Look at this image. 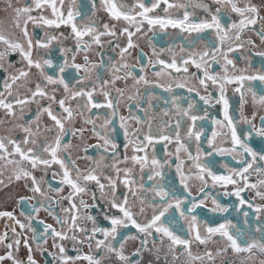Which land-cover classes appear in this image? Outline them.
I'll list each match as a JSON object with an SVG mask.
<instances>
[{
  "label": "snow or ice",
  "instance_id": "1",
  "mask_svg": "<svg viewBox=\"0 0 264 264\" xmlns=\"http://www.w3.org/2000/svg\"><path fill=\"white\" fill-rule=\"evenodd\" d=\"M7 9L0 190L18 184L28 195L8 193L14 207H0V264H40L37 253L44 264H264V146L251 143L264 140V50L254 51L256 40L264 45V0H7ZM169 29L181 42L158 49L153 38ZM149 33L152 58L145 63L141 51L130 65L136 40ZM107 48L119 58L105 59ZM146 69H156V82ZM151 88L168 93L167 107L156 110L152 100L161 97ZM122 100L127 115L119 114ZM216 106L222 119L211 113ZM89 131L94 144L85 142ZM217 156L232 161L220 162L223 173L209 159ZM221 195L234 198L231 207ZM129 241L138 242L131 253Z\"/></svg>",
  "mask_w": 264,
  "mask_h": 264
},
{
  "label": "flooded vegetation",
  "instance_id": "2",
  "mask_svg": "<svg viewBox=\"0 0 264 264\" xmlns=\"http://www.w3.org/2000/svg\"><path fill=\"white\" fill-rule=\"evenodd\" d=\"M1 1L2 0H0V3H1ZM3 1H7V0H3ZM25 2H26V0H13V3H16L19 6H22ZM28 2H30V0H28ZM81 2L82 3H86L87 0H81ZM253 2L256 3L257 5H259L262 2V0H253ZM189 10L191 11V9H189ZM197 12H199V10H197ZM162 14L163 13H161V15ZM180 14H182V12ZM261 14L264 15V12H262ZM12 16H13V14H12L11 10H9L7 8H5V9L3 8L2 13L0 14V27H3L5 29L12 28ZM98 16L102 18L103 22H107V17H106V15L103 12L98 13ZM3 22H9V24L8 25H4ZM119 26L120 25H117L118 28H119ZM29 31L30 32L32 31L31 25H29ZM37 31H39V30H37ZM61 31L67 32L68 29L62 28ZM168 32L170 33L169 35H165L163 33H157V35L153 38V45L159 49V48H162V47L163 48H167V46L169 44H172V43L179 44L181 42L182 37L175 30L169 29ZM149 36H152V33H149L148 36H144V37L136 40V43L138 44L139 47L132 49L131 50L132 54L127 57V62L130 65H136L137 55L141 51L144 53V56L141 57V60L144 61L145 63L147 62L148 58H152V51H151V47L149 45ZM248 36H251V38L256 39L254 34H252V33H249ZM245 38H247V37H245ZM105 39H107V38H105ZM66 43L71 44V41H67ZM119 43L123 44V43H125V41L123 39H121L119 41ZM256 43H257V45H259V47L257 49H255L254 51L264 50V45H260L259 40H256ZM98 51H100V50L99 49H94L93 52L90 54V59L93 62H97V63L99 62V57L96 55V52H98ZM118 52H119L118 49L116 51H112L111 48L105 49V51H104L105 59H107L109 56L113 57L114 59H118L119 58L118 57ZM164 58L167 59V56H165ZM11 59L15 60L16 57H11ZM78 62H79V58H78ZM238 62L240 64V66H243V64H244L243 61H238ZM261 63H262V60H261L260 57H253L252 58V64L254 66V69L260 68ZM149 69H150V66H149ZM154 71H156V69H151V70L146 69L145 73H143L144 75H146V78L150 82H156V77H154L152 75V72H154ZM192 71H195V69H192ZM136 72L138 74V68L136 69ZM3 76H4V74L0 73V80H2ZM256 83L258 84V82H256ZM132 85H133V81L131 79H129V81H128L129 88H131ZM118 86L119 87H125L124 82H122V81L119 82ZM148 91H151L154 96L161 97V99H159V100H156V99L152 100V103L157 106V108H156L157 111L159 110L160 107H167V105L164 104L163 98L167 97L168 93L163 92L159 88H151V89H148ZM176 93L179 94V95H186V93L183 90H179V89L176 90ZM228 94H229V96L232 97L231 103L233 104V107L234 108L237 107L238 106V97L237 96H233L231 91H229ZM126 95H127V93H126ZM97 99H102V98L101 97H97ZM141 103L144 104L145 107L147 106V92L146 91H145V98L141 101ZM252 110L253 109L251 107V99L249 97V103H248V105H246L245 114L250 116ZM101 111H104V110L101 109ZM132 111H133L134 114H137L135 108H132ZM211 113H212V115L216 116L218 119H222V116L220 115V106H216L215 109H212ZM119 114L120 115H127L128 114V102L126 100H122L121 101V104L119 106ZM138 114L141 115V116L143 115V113H138ZM233 114L238 116V112H233ZM260 114H264V112H262ZM130 123L132 124L133 127L136 126L134 121H132ZM255 123H257L259 125V123H260L259 116H257V119H256ZM118 125H119V120L117 119L116 126L118 127ZM79 126H81V125L78 124L77 127H79ZM240 127L244 128L246 126L241 125ZM1 131H2V126L0 127V132ZM206 131H209V134H210V127L208 129H206ZM0 135H4V134L0 133ZM84 139H85V142L87 144H94V143L97 142L95 140V138L91 136V132L90 131L85 133V138ZM123 142H124V138L121 135L118 138V143L121 145L120 150H121L122 153H123ZM251 143L254 146H256L257 148H259L261 146H264V140H261V138H255ZM205 147H206V145H205ZM158 151H161L159 149V146H158ZM90 154L91 155H95L94 152H91ZM209 159H215V161L217 162L216 165H215V170L218 173H223V169L220 167V162L221 161L226 162V163H232V161L228 157H219V156H217V157L209 158ZM79 164H80L81 167H85L87 162L86 161H79ZM36 175L39 178L42 175V173L38 172V173H36ZM191 186H192L193 195H196L197 188H198V183L196 181H193ZM8 189H11V192H9V193H12L14 195H28V193L22 188V186H20L18 184H13ZM8 189L0 190V207H6L8 210H12V208L14 207V202H11V201H9L7 199V194H8L7 190ZM121 190H123V189H121ZM216 191H221V190L217 189ZM65 192H67V189H65ZM217 198L220 199V201L223 204L228 205L229 207H231V205L234 202V198H226V197H223L222 195L218 196ZM248 198H251V194L250 193L248 194ZM85 199H88V197H85ZM256 202L260 203V201H258V200ZM89 203H91L90 200H89ZM207 206L208 207L212 206L211 205V201L207 202ZM104 208H105V205L101 204L99 209H93V214H98V211H102ZM17 214H18V211H17ZM198 215L201 216V217H210L212 214L208 213L206 211V209H198ZM40 218L44 219L47 223H54V221L50 217H48L47 214L44 213L43 211L40 213ZM230 218L233 219V222H236L237 221V214L233 212ZM239 219L242 220L243 218L240 217ZM101 223H105L106 224V222H104L103 220H101ZM178 227H179V225H178ZM124 231H129V230H124ZM131 231L134 232V229L131 230ZM137 244H138V242L129 241L128 244L126 245L127 251L129 253H131V251L134 250V248L137 246ZM50 245H51V241H49V248H50ZM33 247H35V246H33ZM85 251H87V249H85ZM0 254H2V250H0ZM70 254H72V253H70ZM21 255H24V253L22 252ZM145 255L147 257V254H145ZM36 258L40 262V264H44V258L40 257L38 253L36 255ZM232 259L235 261V264H240L238 258L232 257ZM161 264H163V261H161ZM217 264H220L219 260L217 261ZM257 264H258V261H257Z\"/></svg>",
  "mask_w": 264,
  "mask_h": 264
},
{
  "label": "rangeland",
  "instance_id": "3",
  "mask_svg": "<svg viewBox=\"0 0 264 264\" xmlns=\"http://www.w3.org/2000/svg\"><path fill=\"white\" fill-rule=\"evenodd\" d=\"M13 5H14V7H18L19 5H17L16 3H13ZM3 8L5 9V8H7V1H1V3H0V14L2 13V11H3ZM3 24L4 25H8L9 24V22H3ZM2 126V131L0 132V133H3V134H6V129L8 128V125H1ZM0 126V127H1ZM8 191V193L9 192H11V189H8L7 190Z\"/></svg>",
  "mask_w": 264,
  "mask_h": 264
}]
</instances>
